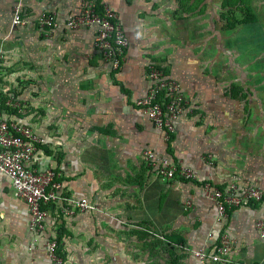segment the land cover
Listing matches in <instances>:
<instances>
[{
	"label": "crops",
	"instance_id": "obj_1",
	"mask_svg": "<svg viewBox=\"0 0 264 264\" xmlns=\"http://www.w3.org/2000/svg\"><path fill=\"white\" fill-rule=\"evenodd\" d=\"M88 2L0 0V113L32 130L39 142L29 166L53 171L61 186L36 232L26 203L0 172V264H49L45 242L58 237L65 264H264L255 228L264 220V196L227 209L222 220L201 189L204 182L236 183L264 193V142L260 124L248 119L250 102L230 112L236 98L213 74L220 65L206 59L211 46L191 44L180 22L187 14L171 12L173 20L155 27L146 17L158 10H146L142 0H100L128 40L120 70L112 71L95 46L97 27L66 25ZM16 7L25 26H12ZM42 15L56 25L41 28ZM150 66L184 94L171 142L137 106L152 85ZM148 150L190 167L197 179H161L144 160ZM66 199H86L95 209L79 212ZM222 235L231 241L226 261L195 258L197 250L213 253Z\"/></svg>",
	"mask_w": 264,
	"mask_h": 264
},
{
	"label": "built area",
	"instance_id": "obj_2",
	"mask_svg": "<svg viewBox=\"0 0 264 264\" xmlns=\"http://www.w3.org/2000/svg\"><path fill=\"white\" fill-rule=\"evenodd\" d=\"M105 12L103 17L98 16L90 0L79 15L68 19L66 25L69 29H75L79 25L96 26L95 46L110 69L118 71L125 57L128 40L115 21V15L110 11ZM25 25L26 21L21 18L20 8L16 7L12 26ZM39 25L43 29L51 28L56 25V21L52 15H42ZM148 79L152 85L148 93L137 101V106L147 115L154 127L162 132L163 139L168 141L170 135L174 133V122L182 112L184 94L179 83L164 75L163 71L156 67H149ZM2 105L0 101V108ZM38 142V138L28 126L10 121L0 113V172L11 180L16 195L26 203L30 214V230L36 232L44 230L49 217L48 206L60 199L61 187L60 184L53 182L55 177L53 171L39 172L29 166ZM144 160L163 180L197 179L195 170L177 165L170 157L158 159L148 150L144 153ZM201 189L207 199L214 201L218 216L222 220L227 217V209L237 208L252 201H261L264 196V193L255 186L239 187L236 183L218 188L204 182ZM66 201L79 212L95 209L86 199ZM255 228L259 238L264 242V220L257 221ZM45 248L49 264H65L57 253L56 240L48 238ZM230 248L231 241L226 235H222L213 253L197 250L193 254L200 262L209 260L219 263L226 261Z\"/></svg>",
	"mask_w": 264,
	"mask_h": 264
},
{
	"label": "rangeland",
	"instance_id": "obj_3",
	"mask_svg": "<svg viewBox=\"0 0 264 264\" xmlns=\"http://www.w3.org/2000/svg\"><path fill=\"white\" fill-rule=\"evenodd\" d=\"M146 3V10L156 13L158 16H150L147 21L152 20L155 27L162 28L163 18L174 19L171 12H185L187 15L180 20L181 26L189 28L192 36L191 44L199 48L203 45L211 46V51L207 58H211L214 64L220 66L213 67V74L218 76V81L222 91L237 93L238 89H243L241 95L235 101L230 100L231 108L237 110L247 109L250 102L251 110L248 119L260 124V139L264 142V0H251L249 7L252 9L259 21L253 27L237 26L232 31L223 30L222 14L228 8L226 2L229 0H142ZM144 3V4H145ZM188 7H192L189 11ZM188 8V9H187ZM187 9V10H186ZM160 10V11H159ZM181 13V14H182ZM189 13V14H188ZM159 14L161 16L159 17ZM183 15V14H182ZM173 16V18H171ZM238 19L241 14L237 11L235 15ZM159 17L158 20H155ZM231 18V15L229 16ZM151 22V23H152ZM158 23L156 25L155 23ZM154 27V28H155ZM175 29L171 28V34L174 35ZM261 35V37L259 36ZM256 35V36H255ZM183 33L181 38H183ZM250 38H253L250 41ZM176 81V80H175ZM177 82V81H176ZM179 83V82H177ZM180 84V83H179ZM181 86V85H180ZM248 100V102L246 101ZM241 102V103H240ZM245 102L247 105L245 106ZM244 103V104H243ZM244 106V108H243ZM258 110V111H257ZM239 116L241 114H238ZM243 123H247L246 114H243ZM246 117V118H245Z\"/></svg>",
	"mask_w": 264,
	"mask_h": 264
},
{
	"label": "trees",
	"instance_id": "obj_4",
	"mask_svg": "<svg viewBox=\"0 0 264 264\" xmlns=\"http://www.w3.org/2000/svg\"><path fill=\"white\" fill-rule=\"evenodd\" d=\"M250 2H251V0H229V1L226 2L227 4H226L225 8H228V10L225 13L222 14V21L224 23L223 24V30L225 32L232 31L237 26L253 27V29H255V26L257 25L256 23L259 21V18L254 12H252V9L249 7V3ZM93 6H94L95 13L98 16L103 17L105 15L100 0H93ZM237 11H239L240 14H241V18L240 19H238L235 16L237 14ZM230 15H231V18L229 17ZM261 35H263V34H259L260 37H261ZM252 39L253 38H250V41ZM164 75H166V74L164 73ZM242 90L243 89H241V88L238 89L237 90L238 92L237 93H235V92L232 93V96L235 97V98L240 96L241 99H245V96L241 95ZM0 97H2V98H0V101L2 102V104H4L6 99L3 98V96L1 94H0ZM172 138H173V134L170 135V138H169L168 142H171ZM181 180H184V179H181ZM56 243H57V246H58L57 253L63 259V255L59 251L60 237L56 238Z\"/></svg>",
	"mask_w": 264,
	"mask_h": 264
}]
</instances>
